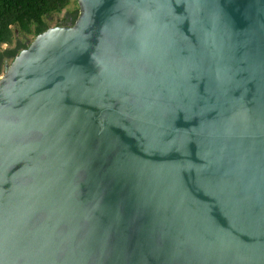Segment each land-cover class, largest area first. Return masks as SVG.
I'll return each mask as SVG.
<instances>
[{
  "label": "water",
  "instance_id": "95a60500",
  "mask_svg": "<svg viewBox=\"0 0 264 264\" xmlns=\"http://www.w3.org/2000/svg\"><path fill=\"white\" fill-rule=\"evenodd\" d=\"M0 76V264H264V0H76Z\"/></svg>",
  "mask_w": 264,
  "mask_h": 264
},
{
  "label": "trees",
  "instance_id": "16d2710c",
  "mask_svg": "<svg viewBox=\"0 0 264 264\" xmlns=\"http://www.w3.org/2000/svg\"><path fill=\"white\" fill-rule=\"evenodd\" d=\"M72 0H0V50L1 66L13 59L30 41L17 35H32L33 38L50 27L49 20ZM76 1V0H75Z\"/></svg>",
  "mask_w": 264,
  "mask_h": 264
},
{
  "label": "rangeland",
  "instance_id": "374dc122",
  "mask_svg": "<svg viewBox=\"0 0 264 264\" xmlns=\"http://www.w3.org/2000/svg\"><path fill=\"white\" fill-rule=\"evenodd\" d=\"M77 8L78 7H77L76 1L72 0L64 9H67L70 11L72 9H77ZM61 15H62V12L57 14V15H54L52 18H50V20H49L50 26H54L55 23L60 19ZM17 38H20L22 40L27 39L28 41H31L33 39V36L32 35H21V34H19V35H17ZM6 47H8V45L2 44V45H0V50L4 49ZM5 62L10 63L11 59L6 60ZM3 66H4V64L1 66L0 76L3 74Z\"/></svg>",
  "mask_w": 264,
  "mask_h": 264
},
{
  "label": "flooded vegetation",
  "instance_id": "af4514ba",
  "mask_svg": "<svg viewBox=\"0 0 264 264\" xmlns=\"http://www.w3.org/2000/svg\"><path fill=\"white\" fill-rule=\"evenodd\" d=\"M75 10H77V9H72L70 11L67 9H64L62 11V15H61L60 19L55 23V25H68L73 20L72 14Z\"/></svg>",
  "mask_w": 264,
  "mask_h": 264
}]
</instances>
